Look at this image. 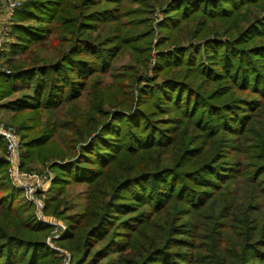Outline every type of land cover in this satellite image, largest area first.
I'll return each mask as SVG.
<instances>
[{"label":"trees","instance_id":"16d2710c","mask_svg":"<svg viewBox=\"0 0 264 264\" xmlns=\"http://www.w3.org/2000/svg\"><path fill=\"white\" fill-rule=\"evenodd\" d=\"M6 28L0 111L72 264H264V0H23ZM4 154L0 264H58Z\"/></svg>","mask_w":264,"mask_h":264},{"label":"built area","instance_id":"2783aa9c","mask_svg":"<svg viewBox=\"0 0 264 264\" xmlns=\"http://www.w3.org/2000/svg\"><path fill=\"white\" fill-rule=\"evenodd\" d=\"M23 0H0V8L3 4L7 15V22L9 23L14 11L20 8ZM0 72L9 73L5 68L0 67ZM0 139L6 143V156L5 162L7 164V176L15 192L23 194L24 200L31 203L36 211L42 213L44 207L41 196H44V191L50 186L53 180V175L49 169L43 171L44 173L26 172L21 167V154H20V138L15 130L11 127H6L0 123ZM39 221L52 227L54 230L53 235L47 237L46 245L53 250L61 258L60 264H71V255L65 250L59 249L54 246L55 242L60 239L67 231L65 224L52 221Z\"/></svg>","mask_w":264,"mask_h":264},{"label":"rangeland","instance_id":"374dc122","mask_svg":"<svg viewBox=\"0 0 264 264\" xmlns=\"http://www.w3.org/2000/svg\"><path fill=\"white\" fill-rule=\"evenodd\" d=\"M2 6H4V5L3 4L1 5L0 14H1V11H2V8H3ZM3 10H5V6H4ZM162 19H163L162 12L156 10L155 14L152 16L153 29L156 32V35H155L154 38H157L159 36V35H157L158 34L157 24H159V22H161ZM6 29L1 34V37H0V46L4 42L9 41V40L5 39L6 38V35H5L6 34ZM154 42L155 41H153V44H152V49H153L152 50V55H151V58H150V60L148 62V65H147L148 66L147 76H149V77H152V68H153L154 63H155V59L153 57V53L155 52V49L153 47ZM16 58H18V57H16ZM127 63H128L127 59H120V60H118L117 65L115 66V68H122L123 66H126ZM105 80L108 81V78L105 77ZM20 94H21V92L16 93L13 97H11V99L19 97ZM11 119H12V114L11 113L5 112L3 110L0 111V123L4 124V126H6V127L13 128L15 130L16 134L20 138V151H21L20 154H21V167H22V169L24 171H26V172H37V173H44L43 171H45L46 169L47 170L49 169L50 173L54 176V173L49 168V164H46L45 166H41L38 162H35V163H32L31 162L32 164L31 163L29 164V162H26L25 163V161H23V157H22L23 149H22V146H21V135L18 133L17 128H16V126L14 125V123L12 122ZM4 144H5L4 159H5V156H6V143L4 142ZM23 164H24V166H23ZM51 185H52V183L44 191V193H43L44 196H41V199L43 200V203H44V207L42 209V213L39 210L36 211L35 207L31 203H28L26 200H24L23 194H21L20 197H21V199L23 200L24 203H27V204L31 205L34 208L35 217H36V220H38V222H40L39 221V219H40V220H43V221H46V222L52 221V222H55V223H59V222L63 223V221H61L60 219L56 218L55 216L50 215L45 210L46 209V205H45V202L46 201L45 200H48V197H49L48 195H49V191L51 189ZM85 189H86V187L83 186V185H71V186H68L67 189H66L67 190L66 193L63 196H61L60 198L70 199V202H71L72 206L75 207V208H73V211L77 212L80 209L78 206L85 203V200L83 198L85 196ZM18 194H20V193H18ZM46 226H48V225H46ZM54 233L55 232H54V230L51 227V230L49 231L48 237L51 236V235H53ZM57 241L55 242L54 246L65 251L66 249L63 246L59 245L57 243ZM57 259H58V264H60V262H61L60 256H57ZM71 264H72V258H71Z\"/></svg>","mask_w":264,"mask_h":264},{"label":"crops","instance_id":"0c3cea01","mask_svg":"<svg viewBox=\"0 0 264 264\" xmlns=\"http://www.w3.org/2000/svg\"><path fill=\"white\" fill-rule=\"evenodd\" d=\"M2 7L4 8V6ZM3 8L0 14V37H1L2 32L6 29L8 25L6 11L3 10Z\"/></svg>","mask_w":264,"mask_h":264}]
</instances>
